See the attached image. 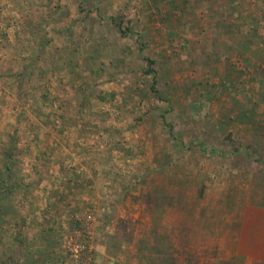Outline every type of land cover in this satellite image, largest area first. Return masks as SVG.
Returning a JSON list of instances; mask_svg holds the SVG:
<instances>
[{
    "label": "rangeland",
    "instance_id": "obj_1",
    "mask_svg": "<svg viewBox=\"0 0 264 264\" xmlns=\"http://www.w3.org/2000/svg\"><path fill=\"white\" fill-rule=\"evenodd\" d=\"M0 264H264V0H0Z\"/></svg>",
    "mask_w": 264,
    "mask_h": 264
}]
</instances>
